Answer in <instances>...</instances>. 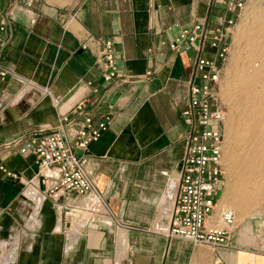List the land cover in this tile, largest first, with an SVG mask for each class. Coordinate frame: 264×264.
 Instances as JSON below:
<instances>
[{
    "label": "crops",
    "instance_id": "obj_1",
    "mask_svg": "<svg viewBox=\"0 0 264 264\" xmlns=\"http://www.w3.org/2000/svg\"><path fill=\"white\" fill-rule=\"evenodd\" d=\"M216 3L0 0V15L9 21L0 33V65L12 73L0 76V164L19 175L0 170V264H264V213L235 226L222 248L121 226L149 227L174 208L191 61L169 43L176 23L191 27L217 13ZM107 37L120 73L110 86L97 62ZM82 102L95 121L112 118L88 149L74 148L108 203L94 227L70 225L43 196L34 154L3 147L23 134L50 133L65 116L79 127L83 118L75 108ZM31 190L42 197L40 205Z\"/></svg>",
    "mask_w": 264,
    "mask_h": 264
},
{
    "label": "built area",
    "instance_id": "obj_2",
    "mask_svg": "<svg viewBox=\"0 0 264 264\" xmlns=\"http://www.w3.org/2000/svg\"><path fill=\"white\" fill-rule=\"evenodd\" d=\"M251 1L217 0V13L198 19L191 27L180 23L174 25L178 32L169 43V48L181 55L190 54L191 61L186 80L189 102L182 115L188 130L181 162L179 194L166 221H157L149 227L121 224L122 227L168 239L184 238L194 244L214 248L230 244L236 212L229 207L218 208L224 184L226 117L220 93L234 30ZM259 3L264 6V0H259ZM8 23L7 18L0 15L1 34L7 32ZM97 62L104 72L106 85L110 86L120 74L114 42L110 37L101 39ZM152 73L148 71L147 74L150 76ZM10 74L0 65L2 78ZM75 113L83 118L79 127L73 126L74 119L65 116L50 133L23 134L5 142L3 147L18 146L21 154H34L41 168L39 183L45 186L43 196L64 212L70 225L94 227L108 209V203L87 172L84 159L75 153L74 148L88 149L109 128L112 118L95 121L85 102L76 106ZM68 129H71L70 135ZM0 170L12 179L19 176L3 164H0ZM164 174L168 175V172ZM78 197L84 198L83 203H70Z\"/></svg>",
    "mask_w": 264,
    "mask_h": 264
},
{
    "label": "bare ground",
    "instance_id": "obj_3",
    "mask_svg": "<svg viewBox=\"0 0 264 264\" xmlns=\"http://www.w3.org/2000/svg\"><path fill=\"white\" fill-rule=\"evenodd\" d=\"M252 13L255 14L251 19L252 22H250L251 17L247 16L241 19V21L239 20L240 22H238L235 28V42H233L236 44L245 42V58L243 60V56L241 57L243 60V64H241L239 61L240 57H236L234 79L229 84V89L224 92L225 97H228L233 106H236L235 109H237L238 113L234 119V124H232L233 128L230 130L229 142L231 149L227 153L230 170L235 174L236 179L229 186V189L227 187L228 190L222 200L226 205H230L229 208L238 211L241 215L250 211L253 205L262 200V197H260L261 190H255L257 189L255 188L253 191H250L251 189L247 187L248 184H254L255 182L252 176L247 175L253 174L249 168L253 165H248L245 162L248 155L254 157L256 154L258 156L261 154L260 157L263 156L262 164L264 166V155L262 153L263 150L260 148L261 146L252 144L251 147V143H248L253 138L258 141L256 133L261 132L264 126V81H262L264 74V42L262 39V35H264V17H259V13L256 10H253ZM257 59L261 61L259 62L261 65L250 73L247 71L248 66L246 64L250 65ZM259 137L263 136L259 134ZM247 149L250 153L244 152ZM241 154L244 155L242 156ZM28 194L31 197L34 196L33 198L40 205L42 200L40 195L32 192V190L28 191Z\"/></svg>",
    "mask_w": 264,
    "mask_h": 264
},
{
    "label": "rangeland",
    "instance_id": "obj_4",
    "mask_svg": "<svg viewBox=\"0 0 264 264\" xmlns=\"http://www.w3.org/2000/svg\"><path fill=\"white\" fill-rule=\"evenodd\" d=\"M253 10H256L257 13H259L258 14L259 17H262V16L264 17V6L259 3V0H252L248 4L247 8L244 10L241 19H244L245 17L249 16V17H251L250 22H252L251 19L253 18V15H255L254 13H252ZM241 19H240V21H241ZM235 33H236V29L234 30V33H233V41H234ZM262 39L264 42V35H262ZM234 42L232 45V49H231L230 57H229V60L227 63V67L225 69V72H224L223 78H222V82H221L220 97H221V101H222L223 106H224L225 111H226V117L224 120V133H225L224 156H223L224 184L221 188V195H220L219 200H218V202H219L218 208L230 207V205H226V203L222 199H223V196L226 193V191L229 189V186H231L235 182V179H236L235 174L230 170L227 153H229V150L231 149V144L229 142V135L231 134L230 130H232V128H233L232 124H234V122H235L234 119L237 117L238 112H237V109H235L236 106H233V104L231 103V100L228 99V97L227 98L225 97L224 92L227 91V89H229L228 88L229 84L233 81L232 79H234L233 74H234V70H235L234 68L236 65L235 64L236 63L235 62L236 57H238V58L240 57L239 61L241 64H243V60L245 58V49L244 48L246 46H245L244 41L239 43L240 45L236 44ZM242 56H243V58H242L243 60L241 59ZM259 62H261V61L259 59H257V60H254V62H252V64H250L251 66L249 64H246L248 66L247 71L252 73L256 68H259L261 65V63H259ZM262 81H264V74L262 76ZM262 131L264 132V126L262 128ZM262 131L256 133V135H258V136L255 135L256 138H258V141H257V139L253 138V140L251 142L249 141L248 143L249 144L251 143V147H252V144L259 145V147L261 146L260 148L263 150L262 153L264 155V139H263L264 133ZM259 134H260V136H263V137H259ZM261 140H262V142H261ZM246 151L248 153H250L248 149L245 150L244 152L246 153ZM241 155L243 156L244 154H241ZM257 156H258L257 154L254 157L248 155L247 160L245 161V162H247L248 165H250V164L253 165V166L249 167L250 170H252L251 172H253V174L250 173L247 175L250 177L252 176V178L255 180L254 184H248L247 187H248V189H251L250 191H253L255 188H257L255 190H261L260 191V197H262L261 198L262 200H259V202H257L255 205H253V207H251V210L245 214L241 215L238 211L234 210L236 212V224H235V226L244 225L251 218L259 216L260 214L264 213V196H263V194H264V192H263L264 191V166L262 164L263 156L260 157L261 154L258 157ZM227 187H228V189H227Z\"/></svg>",
    "mask_w": 264,
    "mask_h": 264
}]
</instances>
